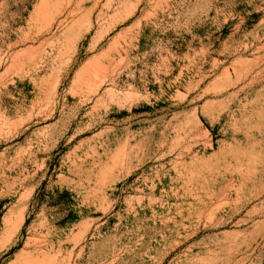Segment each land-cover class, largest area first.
<instances>
[{
    "label": "rangeland",
    "instance_id": "1",
    "mask_svg": "<svg viewBox=\"0 0 264 264\" xmlns=\"http://www.w3.org/2000/svg\"><path fill=\"white\" fill-rule=\"evenodd\" d=\"M0 264H264V0H0Z\"/></svg>",
    "mask_w": 264,
    "mask_h": 264
}]
</instances>
